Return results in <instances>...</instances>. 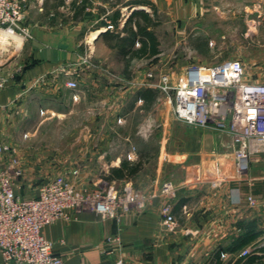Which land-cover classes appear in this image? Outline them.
I'll return each mask as SVG.
<instances>
[{"label":"crops","instance_id":"1","mask_svg":"<svg viewBox=\"0 0 264 264\" xmlns=\"http://www.w3.org/2000/svg\"><path fill=\"white\" fill-rule=\"evenodd\" d=\"M74 1L26 0L24 24L33 34L29 40L11 39L0 31V75L8 77L7 86L0 90V134L11 147L18 146L22 160L17 164L21 175L14 177L15 192L36 197L46 182L40 177L63 176L72 181L73 172L85 175L78 179L81 192L91 191L90 177L99 173L105 174L101 186L127 183L142 173L148 174V181L138 182L137 200L114 216L73 209L68 218L46 224L42 233L54 253L64 264L119 260L124 264H247L241 251L264 245V152L252 154L249 167L238 171L231 133L211 126L191 127L179 120L172 89L164 91L149 83V69L132 75L136 60L156 57L134 58L126 69L124 58L107 42V30L93 40L97 62L103 63L101 70L109 69L114 52L121 69H74L70 64L83 57L84 41L87 35L91 41L94 33L90 31L105 25L110 10L120 5H125L122 12L142 9L163 16L160 23L169 22L173 37L169 57L178 66L186 64L182 71L191 64L241 59L240 36L251 51L264 52V0H123L117 7L112 0H100L96 8L86 7L80 13ZM61 65L72 74H57L55 69ZM183 74L171 72L161 82L175 86ZM43 76L47 80L41 83ZM70 79H76L79 88L68 87ZM142 82L145 87L139 85ZM47 122L70 125L68 147L29 160L26 148L41 141L38 131ZM78 158L85 159L82 169L74 165ZM125 160L140 163L141 168L130 178H108ZM5 165L0 158V166ZM64 173L71 175L67 178ZM164 179L177 186L174 229L162 223ZM249 195L257 199L256 206L248 203ZM0 264L17 263L5 262L0 254Z\"/></svg>","mask_w":264,"mask_h":264},{"label":"built area","instance_id":"2","mask_svg":"<svg viewBox=\"0 0 264 264\" xmlns=\"http://www.w3.org/2000/svg\"><path fill=\"white\" fill-rule=\"evenodd\" d=\"M25 2L0 0V31L5 37L21 40L31 37L30 28L24 24ZM112 27L110 24L106 29ZM88 58H83V62ZM59 69L58 73L72 74L70 69ZM7 83L8 77L0 75V90ZM67 86L77 89L79 83L70 79ZM164 89L174 90L173 108L179 120L196 127L211 126L231 133L238 171L249 167L252 154L264 152V81L250 80L241 59L215 65L191 64L175 86L165 85ZM11 151V145L3 141L0 134V158L6 160V165L0 166V254L7 263L64 264L63 258L54 253L52 243L42 233L46 224L68 218L73 209H91L114 216L137 200V192L130 184L120 194L114 184L86 193L76 191L60 176L43 183L38 196L22 197L14 188V177L20 176L21 171L17 168L18 159ZM161 192L166 197L161 210L162 223L167 229H174L178 225L173 212L177 186L173 181L164 182ZM247 201L251 206L258 203L252 195ZM252 251L251 247H246L240 256L245 257ZM116 264L124 262L119 260Z\"/></svg>","mask_w":264,"mask_h":264},{"label":"rangeland","instance_id":"3","mask_svg":"<svg viewBox=\"0 0 264 264\" xmlns=\"http://www.w3.org/2000/svg\"><path fill=\"white\" fill-rule=\"evenodd\" d=\"M67 1H69V0H67ZM98 1H100V0H93V2H92V0H90V3H89V5L87 7L96 8L95 6L98 5V3H97ZM122 1L123 0H114V1H112L111 4L112 5L114 3L118 4V3H121ZM117 4H116V7H117ZM124 6L125 5H120L119 6L120 10ZM132 7H133V5L130 6V9H132ZM127 8H129V7H126V9ZM129 11L130 10L122 12V10H121L119 27H115L112 24L113 22L111 20V16H112L113 12H111V10H110V13H111L109 15L110 17L109 16H108L109 18L106 17L107 18V23L105 25L99 26L97 29H92L90 32H95V31L98 32V30L106 29L108 27V25H110V24H112L113 27L112 28H108L107 30H115L116 31V29H120L122 27V25L124 24V22L126 21V19L131 14V11L130 12ZM159 19L163 21V16L160 17ZM156 31H157L158 36H159L160 41H161V53L156 57V59H153V60H150V61H147V62H145V61H142V62L140 61L139 62V60L138 61L136 60L132 64V68L131 69L133 71V74H132L133 76H135V72L134 71H140V70H143V69H149L147 77L148 78L150 77L149 74L153 75L151 77L152 80L149 83H152L155 86L159 87V89H163L164 90L165 84H163L161 82L162 77H164L166 79L168 77V75L171 74V72H175L176 75L178 74L177 76L181 75V73L183 74L185 72V70L182 71L181 68H182V66H185L186 64L180 63V65L178 66L179 63H177L175 60H172L171 57H169V54L171 55V53H169V51L171 49V42L173 41L172 40L173 37H172V35H170V33H172V32H171V29H169V22H167V21L165 22L164 21L162 23H159L158 27H156ZM90 32L88 34H90ZM32 37H33V34L31 32V37L29 39H31ZM89 38H90V35H87V38L84 41L85 42L84 43L85 53H84L83 57L81 59H79L76 63H74L72 65L70 64L71 68L73 67L74 69H83L84 67H89L90 66V68L91 67H97L96 70H99V71H103L105 69L118 71L119 69H121L119 67L120 63L118 62V59L116 58V56H114V52H111L110 60L108 61L109 69L107 67L103 66V69L101 70V68H102L101 65H103V63L97 62V61H99L98 60L99 56H95V54H96V50L95 49L96 48L94 49V41L91 42L89 40ZM29 39H26V40H29ZM238 42L239 43H238L237 50L242 55L241 60L243 61L244 65H245V67L247 69V73L249 74V79L250 80H254V81H259V80L260 81H264V52L261 51V50L256 51V48L255 49L253 48L254 50L251 51L250 50V46L247 47L245 45L243 37H241V36L238 37ZM114 50H116V49H114ZM86 57H89V58L84 63L83 62V58H86ZM91 57H93V58H91ZM92 59L94 61H92ZM60 67L62 69L63 68L67 69V70L69 69V67L67 65H61L57 69H55L57 74H58V70H60L59 69ZM44 78H45L44 76L42 78H40L41 79V83H44L47 80V78H45V79ZM149 83H147V84H149ZM139 85H141L142 87H145V84H143V82L139 83ZM168 87H169V84H168ZM173 92H174V90H172L171 93H173ZM166 96L168 97L166 99L167 103L169 105H171V103L169 102V94H167ZM162 111H163V108L161 106V109H158V115L161 116V114H162L161 112ZM135 115H136L135 116L136 118H142V117L148 116L147 114L146 115L145 114H140V115L135 114ZM189 126L196 127V126H193V125H189ZM69 130H70V125H68V124H63L61 126H59V125H55L54 126V124H50V123L47 122V123H45V125H42L39 128V131H38V135H41V141L40 142H38V141L31 142V144L28 146V148H26V151H27V154H28L27 156L29 157V160L37 161L39 156H40L39 157V159H40L43 156V154H46L49 151H51L50 153H53L55 151V149L59 150V149H62L64 147L65 148L68 147V141L66 139L69 138V136H68L69 135ZM159 135L160 134H158V136ZM37 140H39V138ZM59 146H61V148H59ZM11 153L19 161L21 160L20 156H19V148H18V146H12ZM84 160H85L84 158H78L77 161L74 163V165L76 167H79L80 169H82L83 168L82 164L85 163ZM21 162H22V160H21ZM69 162H70V160L67 159V164ZM36 169L37 168H34V171H36ZM68 173H64L62 175H65V177L69 178L71 174L68 175ZM31 175L32 176H36L37 174L31 173ZM72 175H73L72 177H74V179L72 181L70 180L69 182L71 184L73 183L72 185H73V187L75 188L76 191H80L77 188L78 185H79L78 179L83 177L84 174L73 172ZM43 176L40 177L41 180L43 182L44 181L48 182V180L50 179V177H48V176H50V175H43ZM104 176H105V174L99 173L97 175H93V176L90 177V178H92V180H94V187L91 189V191H94V190H97V189L100 188L102 182L101 183H99V182L102 179L104 180V178H103ZM61 177H63V176H61ZM147 178H148V174L142 173L140 175L135 176L133 178V180L127 181V183L126 182H122V181H117V183L114 184V185H115L116 189L118 190V193L120 194V193H123L125 191V186L127 184H130V186L134 190H137L135 187H138V185H140V184H138V182L139 183L140 182H146V181H148ZM98 179H100V180L99 181H95V180H98ZM167 181H169V179H164V181L162 183L167 182ZM86 193H88V192H86Z\"/></svg>","mask_w":264,"mask_h":264},{"label":"trees","instance_id":"4","mask_svg":"<svg viewBox=\"0 0 264 264\" xmlns=\"http://www.w3.org/2000/svg\"><path fill=\"white\" fill-rule=\"evenodd\" d=\"M73 3L78 13H80L82 10H85L90 0H81L79 3L75 0ZM115 5L116 3L112 6L115 7ZM120 14V7H117L111 16L112 24L115 27H119ZM159 23L160 19L157 14L137 9L131 12L120 29H116V31L107 30L105 34L107 42L111 48L116 49L124 58L126 69L134 58L152 59L161 53V41L156 31V27H158ZM140 168V163L125 160L120 167L111 170L108 178H130L134 176ZM258 234L259 233L256 232L253 238L257 237ZM247 240H250L249 237H247L246 241ZM242 259H245V263L247 264H264V245L256 247L247 256L241 257V260Z\"/></svg>","mask_w":264,"mask_h":264},{"label":"water","instance_id":"5","mask_svg":"<svg viewBox=\"0 0 264 264\" xmlns=\"http://www.w3.org/2000/svg\"><path fill=\"white\" fill-rule=\"evenodd\" d=\"M107 29H101V30H99L98 31V33H97V35H96V38L98 37V36H100L103 32H105Z\"/></svg>","mask_w":264,"mask_h":264},{"label":"bare ground","instance_id":"6","mask_svg":"<svg viewBox=\"0 0 264 264\" xmlns=\"http://www.w3.org/2000/svg\"><path fill=\"white\" fill-rule=\"evenodd\" d=\"M98 32H94L91 36V41H93L94 38H96V35H97Z\"/></svg>","mask_w":264,"mask_h":264}]
</instances>
